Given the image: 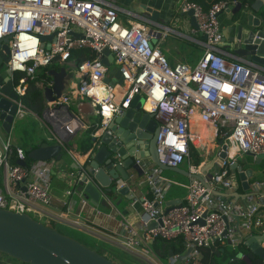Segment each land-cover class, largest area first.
<instances>
[{"label": "built area", "instance_id": "obj_1", "mask_svg": "<svg viewBox=\"0 0 264 264\" xmlns=\"http://www.w3.org/2000/svg\"><path fill=\"white\" fill-rule=\"evenodd\" d=\"M233 2L217 0L204 8L196 0H182L180 10L192 9L197 20L198 26L193 31L202 38L193 39L200 44L201 54L193 64H172L157 41L150 42L151 37L157 39L162 30L168 32L170 27L153 22L159 26V32L149 33L145 23L148 21L143 16L113 0H0V38L11 36L6 66L11 70L12 88L18 94L14 101L19 116L33 112L19 97L27 79L38 77L37 83L43 87L52 84V80L39 76L41 67L60 62L73 68L68 69L73 71L76 82L69 81L60 99L46 102L40 115L33 113L45 127L50 142H58L73 158L77 171L83 170L90 153L68 148L74 134L90 125L85 118L87 114L75 109L80 100H89L98 108L105 127L110 117L129 106L135 94H141L142 108L159 120L155 145L158 159L167 165H181L188 160L191 145L205 155L208 140L222 139L225 143L226 157L218 158L203 180L190 175L184 199L171 206L164 205L166 185L148 170L145 162L135 159L142 171L137 184L146 183L153 191V197L140 199L142 232L128 226L123 236L107 234L110 236L107 241L115 242L127 252L146 253V248L150 250L148 243L157 236L179 237L185 249L191 246L186 259L179 264H198V247L223 237L226 228L223 216L234 210V203L217 198L214 190L218 187L229 190L237 184L236 168L230 165L238 162L239 155L250 153L257 160L264 154V65L222 48L218 16ZM121 12L126 14L125 20L120 19ZM44 34L52 36L42 39ZM84 47L93 49L95 56L78 62L71 58L74 49ZM104 47L111 51L120 70L123 80L118 84L120 90L115 88L116 84L104 81L107 71L102 61ZM93 118L96 124L98 118ZM96 133L97 129L91 136ZM25 156L23 146L0 135V207L33 217L64 220L63 213L54 215L47 209L53 195L46 182L48 168L44 161L17 162L26 161ZM203 162L188 160V172H200ZM71 174L75 185L74 172ZM125 184L126 180L118 179L116 186ZM263 194L264 180H249L247 205L238 211L245 226L249 230L256 228L258 233L264 231V203L260 201ZM45 223L50 224L48 220ZM227 230L229 234L230 228ZM230 241L235 240L231 237ZM170 260L166 264L176 262L177 254Z\"/></svg>", "mask_w": 264, "mask_h": 264}, {"label": "water", "instance_id": "obj_2", "mask_svg": "<svg viewBox=\"0 0 264 264\" xmlns=\"http://www.w3.org/2000/svg\"><path fill=\"white\" fill-rule=\"evenodd\" d=\"M244 7L241 2L228 4L226 10L238 14L234 20L237 23V30L232 35L222 32V48L264 65V0H252L248 7ZM132 10L157 22L158 15L151 7H146L149 14L138 9ZM186 13L190 15L191 24L197 27L193 10L189 9ZM72 32L74 35H81L79 32ZM148 32L157 35L159 26L149 22ZM51 36L52 34H44L41 35V38L48 39ZM10 37V35H6L0 38V126L7 133L11 131L14 122L20 118L17 114V103L14 101V99H18V94L12 88L11 70L6 66L10 55ZM156 41V37L150 38L151 44ZM46 46L48 47V44ZM102 61L106 67L110 66L113 61V55L108 47L102 49ZM47 76L52 80V84L41 87L45 102L60 99L65 94L69 81L76 79L73 71L64 65L48 68ZM104 80L112 85L123 82L118 68L115 69L111 77L105 75ZM143 100L144 97L141 94H135L129 106L122 108L120 113L110 117L106 121L105 127H102L98 108L89 100H80L75 105L77 111L98 118L97 133L92 135V142L86 149V151L90 150L86 164L83 170H76L73 174L75 191L94 206L102 205L111 209L115 204H113V199L118 194L126 195L128 198L134 197L129 184L130 182L137 184L142 175V171L135 161L141 156L149 157L160 169H170L184 175L196 176L202 180L204 174L214 166L218 158L226 157V145L222 139H217L219 146L213 155L202 163L198 173L191 174L182 165L171 166L160 162L155 145L159 120L153 113L142 108ZM61 152L62 147L58 142L38 141L34 145L26 147L27 156L35 160L59 156ZM263 156L264 154L260 155V157ZM17 162L26 164L24 160ZM230 166L238 171L241 185L246 191L249 188L252 169L250 167L243 168L242 164L237 161ZM118 179L126 180L128 184L118 187L116 186ZM214 192L239 195L237 191L226 193L214 190ZM243 196L246 195L242 194ZM260 201L264 203V194L260 197ZM178 202H180L179 199L166 201L170 206ZM223 219L226 225L223 237H226L230 242V238L227 236L228 218L224 215ZM152 225L153 223L149 226ZM263 243L264 231L248 234L243 241V244L258 255L264 264ZM190 250L191 246H187L186 250L177 258L184 260ZM0 251L30 264H118L105 254L28 213L15 212L2 207H0ZM168 256H173L170 248ZM242 257L247 258L245 253Z\"/></svg>", "mask_w": 264, "mask_h": 264}, {"label": "crops", "instance_id": "obj_3", "mask_svg": "<svg viewBox=\"0 0 264 264\" xmlns=\"http://www.w3.org/2000/svg\"><path fill=\"white\" fill-rule=\"evenodd\" d=\"M120 7L129 9L135 12L132 9L142 10L144 13L149 14V11L146 10V7H151L155 9L158 19L157 22L168 25L170 27V31L165 32L162 30L161 34L157 36L158 46L161 48L162 52L166 55L170 63L176 62H187V63H195L198 57L201 54V46L193 38H202L200 33L194 32V26L191 24L190 15L186 12H182L180 10V5L182 0H113ZM240 2V1H239ZM237 3V1L233 2ZM242 3V2H241ZM250 3H242L244 8L248 7ZM137 13V12H135ZM139 14V13H138ZM141 15V14H140ZM143 16V15H141ZM238 14H235L231 10L224 9L219 13V21L221 25L222 32L226 35H232L236 33L237 23L236 18ZM126 14L123 12L120 13V19L125 20ZM146 23V26H149V21L154 22L152 19L143 16ZM183 42L190 43L192 46H197V50L189 48L187 45H183ZM230 52V50H228ZM113 62V70L110 72L109 66L107 67L106 75L110 77L113 75L116 67V64ZM106 81V80H104ZM108 82V81H107ZM109 83V82H108ZM116 88V87H115ZM120 90V86L116 88ZM29 115L33 116L38 123L36 125L42 127L43 124L40 122V119L33 112H25L20 118L19 121L26 122ZM95 116L85 115L86 120L90 121V123L94 122L93 118ZM16 120V121H18ZM16 121L14 122L11 131L9 133L5 132L4 129L0 126V135L2 138L8 137L12 144H17L23 146L25 151L28 145H34V143L38 141H48L43 137L44 130L41 135L39 132L35 135V128L28 132L27 136H23L21 134V130L14 132L16 128ZM35 120H32L30 124L35 127ZM44 127V126H43ZM42 127V129H43ZM45 128V127H44ZM85 132L84 130H80L76 132L71 139L68 148L70 150H74L80 152V138L81 135ZM207 149L205 150V155L203 154L202 161H206L210 158L213 153L216 151L217 146L219 145L217 141L208 140ZM250 155V154H249ZM251 156V155H250ZM140 159L146 163V167L150 170L155 177L159 179L160 182L166 185L165 188V201H169L174 199L177 201L178 199L181 201L184 199L187 185L190 180V175H184L182 173L176 172L179 177L173 179L168 176L162 174V169H160L157 165H155L149 157H140ZM251 159L253 157L251 156ZM259 159V158H258ZM254 160L259 163L261 160ZM36 161L33 159L31 162ZM44 164L48 168V178L46 180L49 190L53 195L52 204L47 206V209L50 210L54 215L58 213H63L64 220H58L56 218H47L50 223H62L66 226L77 227L78 229L90 232L88 234L96 237L97 234H91V232H104V234H114V235H125L127 232L128 226H132L134 229L138 231V233L142 232L141 228V215L142 208L140 204V199L142 196L153 197L152 188L148 184H133L130 182V191L134 195L133 198H128L126 195L118 194L115 199H113V204L111 209L106 208L105 206L98 205L94 206L89 203L87 199L83 201L82 195L76 192L75 185H73V179L71 172H76V163L73 158L69 155V153L62 148V152L59 156L51 157L49 159L43 160ZM188 160H185L181 165L187 169ZM215 166V165H214ZM243 168H248L245 165H242ZM213 169V168H212ZM236 171V179L237 184L232 189H225L223 187H218L215 190L222 192H234L237 191L239 195H225L224 193H216L217 198H225L230 202L234 203V210L231 212L227 218L228 225L227 228L229 230V238L233 237L236 241H227L226 237L217 238L218 244L217 249L222 252L223 245H230L235 247V245H239L243 243L246 236L253 231V233L257 232V229H250L245 226L244 218L238 213L240 208H244L247 205V201L245 196L242 197V194H246V191L243 189L241 185V181L238 177V171ZM253 174V170H252ZM142 176V175H141ZM140 176V178H141ZM126 184H128L126 182ZM168 205V204H164ZM170 205V204H169ZM77 220V225L72 224V221ZM50 223V225H51ZM92 228V229H89ZM104 236V235H101ZM100 238V237H99ZM103 239V237H102ZM100 239V240H102ZM216 238L213 239L215 241ZM106 240V239H104ZM102 240V241H104ZM107 242V241H104ZM108 243V242H107ZM243 251L239 250L237 253L238 257H242ZM171 262V260H170ZM170 264V263H169ZM173 264H179L178 261Z\"/></svg>", "mask_w": 264, "mask_h": 264}, {"label": "trees", "instance_id": "obj_4", "mask_svg": "<svg viewBox=\"0 0 264 264\" xmlns=\"http://www.w3.org/2000/svg\"><path fill=\"white\" fill-rule=\"evenodd\" d=\"M199 2L204 8H207L212 2L217 0H196ZM228 2H232L234 0H226ZM237 2L250 3L252 0H235ZM96 52L93 49L88 47L74 49L71 54V58H74L76 62L81 61L84 58L95 56ZM47 67L43 68L39 71V76H43V78H47ZM20 73H17L15 76L18 77ZM37 78L27 79L25 81V90L22 94H20V99L22 103L27 106L30 110L40 115L46 106V102L43 98L41 87L37 83ZM96 124L90 123L89 127L85 129V132L81 135L80 138V153L85 151L91 144V133L96 130ZM71 144V143H70ZM13 159V157H12ZM203 159V151L200 148L190 146L189 147V156L188 160L192 163H199ZM25 160L27 163H30L33 159L28 157L27 154L25 156ZM252 180V179H250ZM54 226L53 224H51ZM56 228V227H55ZM219 239H215L210 245H201L199 246V256H198V264H263L262 259L254 254L246 245L240 243L239 245H235L232 247L230 245H223V251L220 252L217 249V244ZM79 241H81L79 239ZM91 248L96 249L100 253L105 254L107 257L115 260L118 264H145L140 261L138 258H134L129 255L122 248L112 245L114 253L107 255V251L103 248L104 251L99 249V246H92L87 244L85 241H81ZM149 248L159 259V261L163 264H166L170 261V256H168L169 248L175 254H181L185 251V245L182 239L179 237L172 238H164V237H154L149 243ZM111 248V249H112ZM239 250L243 251L247 258L238 257L237 253ZM125 260V261H124ZM0 264H30L28 262L22 261L16 257H12L6 253L0 251Z\"/></svg>", "mask_w": 264, "mask_h": 264}, {"label": "rangeland", "instance_id": "obj_5", "mask_svg": "<svg viewBox=\"0 0 264 264\" xmlns=\"http://www.w3.org/2000/svg\"><path fill=\"white\" fill-rule=\"evenodd\" d=\"M183 45H185V46L187 45L189 48H191V50H193V49L197 50V48H198L196 45L192 46L190 43H187V42H183ZM61 65H64L67 68L73 69L72 67H69L68 65L60 63V62H52L49 65H47L46 67H47V69L48 68H57V67H60ZM109 67H110L109 70L111 72L113 70V67H114L113 62L111 63V65ZM41 69H43V67H41ZM40 77H43V76L40 75ZM74 82H76V79H74ZM115 87L117 88L118 84H116ZM71 108H74L73 104L71 105ZM32 120H35V122H34L35 127L30 124V122ZM37 123H38V121L33 116L29 115V117L27 118V121L25 123L22 121H19V120L16 121V128L14 129V132L17 133V131L21 130V134L23 136H27L28 132L30 130H33L34 128H35V132H34L35 135L38 132H39V135H41L43 130H44V135L43 134L42 135H43V137H45V139L49 140L47 138V132H46L45 128L42 126L43 127V129H42V127L36 125ZM238 163L245 165L247 167H250L253 170V174L250 177V179L264 180V157L261 160V162L257 163L253 159H251L250 155L241 154L238 157ZM162 174H164V175H166L172 179H173V177L174 178L179 177L178 174L175 173V171H172L170 169H162ZM35 217L39 218L42 221L47 222V218H45V217H38L36 215H35ZM51 224H53L54 227H56L61 232L68 234V235H70V236H72L78 240L80 239L81 241H85L87 244L92 245L94 247L99 246V249H101L102 251H104L103 250V248H104L107 251V255L114 253L112 245H116V244H115V242L113 243V241L112 242L107 241V237L110 238V236L107 235L108 233L104 234V232L102 233V232L93 231V232H91V234H93V235L97 234L96 237H93L92 235L88 234L90 232L87 233L85 231L78 229L77 227H71L70 225L66 226V225H63L62 223H51ZM74 225H77V224H74ZM89 229H92V228L89 227ZM101 235H104V236H101ZM102 237H103V239H102ZM105 238H106V240H104ZM100 239L107 241L108 243L104 242ZM146 250H147L146 253L143 251H140V250L131 251L132 253L127 252V251L126 252L129 253V255H131V256L134 255L133 256L134 258H136V259L138 258L140 261L144 262L145 264H161L154 257V255L150 252V250L148 251L147 248H146Z\"/></svg>", "mask_w": 264, "mask_h": 264}, {"label": "clouds", "instance_id": "obj_6", "mask_svg": "<svg viewBox=\"0 0 264 264\" xmlns=\"http://www.w3.org/2000/svg\"><path fill=\"white\" fill-rule=\"evenodd\" d=\"M186 250V249H185ZM182 254V253H181ZM179 254H177V256H178ZM186 259V258H185ZM184 259V260H185ZM184 260H179L178 258H177V260L176 261H178V262H182V261H184ZM168 263V262H167Z\"/></svg>", "mask_w": 264, "mask_h": 264}]
</instances>
